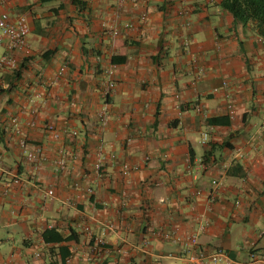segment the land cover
<instances>
[{
    "label": "crops",
    "instance_id": "1",
    "mask_svg": "<svg viewBox=\"0 0 264 264\" xmlns=\"http://www.w3.org/2000/svg\"><path fill=\"white\" fill-rule=\"evenodd\" d=\"M220 1L0 0L29 27V53L0 45V264H182L192 234L264 264V33Z\"/></svg>",
    "mask_w": 264,
    "mask_h": 264
},
{
    "label": "built area",
    "instance_id": "2",
    "mask_svg": "<svg viewBox=\"0 0 264 264\" xmlns=\"http://www.w3.org/2000/svg\"><path fill=\"white\" fill-rule=\"evenodd\" d=\"M124 0H116V3L118 5H122ZM146 13L142 12L140 14V20L141 22L146 21ZM127 28H132L131 24L125 25ZM29 27L26 20V17L24 15H15L11 16L6 12H0V45L6 41V47L9 50H19L24 53H29V49L26 42V36L28 34ZM108 32L112 37H115L118 35L119 31L116 26H111L108 28ZM15 66V60L11 56H9L7 53H3L0 55V72L4 68H12ZM66 69L65 65H61L57 71L58 75H61ZM106 77L105 82L100 90L101 97L103 98L102 103L97 111V119L102 127L106 126L108 119H109V105H110V97L113 93V90L115 88V82L112 79L111 76V70H106ZM224 85L226 82L223 83ZM234 110L229 105V116H233ZM12 124L14 125L15 129L18 126L19 119L14 116L11 119ZM44 129L46 133L51 136L53 139H58L60 137V132L55 128V126L52 123H46L44 125ZM77 134L76 130H71L67 132V135L69 136H75ZM207 140V132H204L201 137V142L205 143ZM21 145H24V142H21ZM42 150L36 149L33 151H26L25 157L29 160L35 163L37 166V162L40 158H42ZM2 155L0 153V178L4 174H10L9 171L5 170V168L1 165ZM55 165L58 170L65 168V158L59 157L55 161ZM104 168L103 158L101 156L98 157L97 162L94 164V169L98 173H101ZM129 171V166L127 164L122 165V173L126 174ZM13 180L17 181L19 178L12 174ZM214 184H216L215 181H213ZM89 192L91 191V188L87 189ZM45 193L48 196H53L54 191L52 188L45 189ZM195 194H199V191L197 190ZM204 225V224H203ZM89 231L88 228H85ZM174 241H180L181 239L179 237L173 236ZM185 245L187 247V253L181 254L180 259L182 264H244V262L232 258L229 256L228 252L222 248L217 247L214 248L211 251L202 250L201 248L196 249L198 245L197 242V235L192 234L187 236L184 240ZM100 242H103L100 240ZM189 249H192L189 251Z\"/></svg>",
    "mask_w": 264,
    "mask_h": 264
},
{
    "label": "trees",
    "instance_id": "3",
    "mask_svg": "<svg viewBox=\"0 0 264 264\" xmlns=\"http://www.w3.org/2000/svg\"><path fill=\"white\" fill-rule=\"evenodd\" d=\"M219 5L229 12L235 21L243 25L254 22L257 28H263L261 32L264 33V0H221ZM111 60L114 62L116 58L112 57Z\"/></svg>",
    "mask_w": 264,
    "mask_h": 264
}]
</instances>
